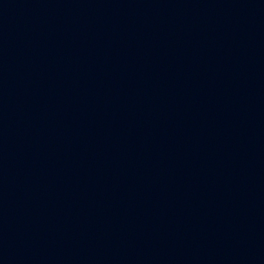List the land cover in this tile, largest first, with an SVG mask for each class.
Listing matches in <instances>:
<instances>
[{"label": "water", "instance_id": "obj_1", "mask_svg": "<svg viewBox=\"0 0 264 264\" xmlns=\"http://www.w3.org/2000/svg\"><path fill=\"white\" fill-rule=\"evenodd\" d=\"M264 219V0H0V264H217Z\"/></svg>", "mask_w": 264, "mask_h": 264}]
</instances>
